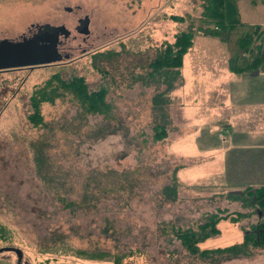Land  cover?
I'll use <instances>...</instances> for the list:
<instances>
[{
	"label": "rangeland",
	"instance_id": "rangeland-1",
	"mask_svg": "<svg viewBox=\"0 0 264 264\" xmlns=\"http://www.w3.org/2000/svg\"><path fill=\"white\" fill-rule=\"evenodd\" d=\"M238 5L243 22H264V3ZM202 11L197 0H0V41L32 26L71 32L61 37L70 55L64 63L0 72V249H20L23 264H264L259 251L192 255L173 231L196 228L209 214H251L239 225L222 222V236L206 245L235 241L258 214L229 201V192L264 185V153L255 151L264 145V113L216 105L219 74H229L219 39L196 35L169 87L162 74L151 79L152 70L137 68L189 23L200 27ZM172 15L187 21L176 23ZM81 22L89 37L78 33ZM107 51L120 53L119 61L99 72L92 56ZM58 75L84 77L90 91L107 88L113 117L83 115L66 94L41 104L48 126H34L31 95ZM137 75L143 78L135 83ZM252 88H264V79ZM158 125L166 126L161 140L154 138ZM243 145L253 151L243 152ZM110 171L134 188L105 195L115 180ZM175 180L177 195L170 198L163 189ZM18 262L14 252L0 254V264Z\"/></svg>",
	"mask_w": 264,
	"mask_h": 264
},
{
	"label": "trees",
	"instance_id": "trees-1",
	"mask_svg": "<svg viewBox=\"0 0 264 264\" xmlns=\"http://www.w3.org/2000/svg\"><path fill=\"white\" fill-rule=\"evenodd\" d=\"M201 3L203 9L200 16V27H197L194 22L189 23L186 30L177 32L174 36V41H166L162 47L157 48L153 60L140 59L137 68H147L152 70L148 72V77L153 79L156 74H162V81L169 85L174 80V71L181 69L183 66V58L192 48L194 38L201 34L204 36H211L219 39L225 44L226 50L229 54L228 69L232 74L242 75L259 72H264V31L260 26L248 25L241 19L238 3L241 0H197ZM252 4L264 3V0H249ZM176 23L183 24L187 20L185 16L172 15L169 17ZM212 27V28H211ZM242 52L243 54H240ZM247 54L248 56H244ZM120 53L114 51H107L104 53L96 52L93 54V66L99 72H106L103 64H117ZM140 75L134 76V82L139 81ZM149 82V81H147ZM146 81L144 84L147 85ZM168 92V88H167ZM166 92V93H167ZM66 94L73 95L79 105L83 108V115H99L110 117L112 113V105L107 103L106 96L108 95L107 88L90 91L84 77H78L69 81L63 80L59 75L56 79L48 81L44 88L36 89L31 95V104L34 108V113L29 116L30 122L39 127L48 126L43 123V116L41 113V104L53 103ZM158 100V99H157ZM158 104V102H156ZM113 115L111 114V118ZM166 126L158 125L155 128V140L166 138ZM37 152L39 150H36ZM41 156L35 157L37 168L40 170ZM42 165V164H41ZM115 176V180L109 185L104 194L110 195L125 189H133L134 184L128 182H118L116 171H110ZM126 175L124 174L123 178ZM112 177L106 178L110 179ZM113 179V178H112ZM100 183H95L97 186ZM118 184L120 188L117 189ZM91 184H88V189ZM163 193L168 197H175L177 195V182H173L172 187L166 186ZM227 196L231 202L242 203L243 208L253 209L258 214V220L251 225L250 229H243V233L236 236L235 241L228 242L225 245H219L213 248L206 244L214 237L222 236L223 231L220 228L222 222H229L233 226L239 225L243 220L252 217L249 213H221L209 214L206 220L200 223L196 228L194 227H179L173 228L176 238L181 242L184 248L192 254L201 256L202 258L213 257H253L254 253L264 251V185L259 187L246 186L241 191L229 192ZM204 245V247H203Z\"/></svg>",
	"mask_w": 264,
	"mask_h": 264
},
{
	"label": "crops",
	"instance_id": "crops-1",
	"mask_svg": "<svg viewBox=\"0 0 264 264\" xmlns=\"http://www.w3.org/2000/svg\"><path fill=\"white\" fill-rule=\"evenodd\" d=\"M246 24L260 26L264 31V22L263 23L250 22ZM221 43L223 44L224 50H226L225 44L223 42ZM244 56H248V55L244 54ZM184 67L185 66H183L182 68ZM224 67L227 69L229 74H226L225 69H223V73L219 74L222 76L221 79L223 81L222 83L223 88L220 89L216 88V89L217 91H219L218 97L220 98L222 97L221 98L222 100L217 102L216 105L218 107H224V108L225 107L236 108V106H238L237 108H240L239 112L264 113V88H252L255 82L264 79V72L257 71L256 73H251V74L235 75L229 71L228 63H226ZM184 77H185L184 80H188L186 75ZM211 80L213 79L211 78ZM229 125L227 123L223 124L224 129L227 131V133L230 132L229 130L230 127H228ZM260 125L261 124H259L258 126L260 127ZM223 141H226V139H224ZM243 144L245 143L243 142ZM245 146L246 145H243V149H242L243 152L245 151L251 153L253 151V150L246 151L247 147ZM255 149H257L255 151H257L258 155L264 153L263 151L264 145L262 144H260V146ZM260 254H264V252H261Z\"/></svg>",
	"mask_w": 264,
	"mask_h": 264
},
{
	"label": "flooded vegetation",
	"instance_id": "flooded-vegetation-1",
	"mask_svg": "<svg viewBox=\"0 0 264 264\" xmlns=\"http://www.w3.org/2000/svg\"><path fill=\"white\" fill-rule=\"evenodd\" d=\"M68 31V32H67ZM64 30L63 27H50V26H32L28 34L22 35L18 39L9 40L14 44H22L30 42V46L40 47L46 51L45 55L39 57L42 59H52V58H60L65 59L66 57L70 58V55L66 53L64 47V41L61 40V37L67 39L71 36V32L69 30ZM78 33H84L87 31L85 29V23L81 22L80 26L77 27ZM89 34L86 37H89ZM39 54V52H38ZM20 62H23V57L18 58ZM52 65H44V66H31V67H12V69L2 70L0 72L11 71V70H21V69H31V68H39L46 67ZM24 258L20 260V264H23Z\"/></svg>",
	"mask_w": 264,
	"mask_h": 264
},
{
	"label": "water",
	"instance_id": "water-1",
	"mask_svg": "<svg viewBox=\"0 0 264 264\" xmlns=\"http://www.w3.org/2000/svg\"><path fill=\"white\" fill-rule=\"evenodd\" d=\"M64 28V27H63ZM64 30H66L64 28ZM87 30V29H86ZM67 31V30H66ZM68 32V31H67ZM87 30L85 34H88ZM39 52V54H38ZM46 51L40 47L30 46V42L22 44H14L9 40L0 41V71L12 69V67H31V66H44L55 65L58 63H64V60L60 58L42 59L39 58L45 55ZM23 57V62H20L18 58ZM66 60L69 57L65 58ZM4 252H14L19 258L18 264L22 259L23 252L16 248H4L0 249V254Z\"/></svg>",
	"mask_w": 264,
	"mask_h": 264
}]
</instances>
